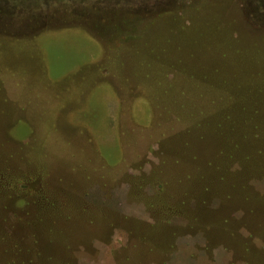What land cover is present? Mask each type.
<instances>
[{
    "label": "rangeland",
    "instance_id": "1",
    "mask_svg": "<svg viewBox=\"0 0 264 264\" xmlns=\"http://www.w3.org/2000/svg\"><path fill=\"white\" fill-rule=\"evenodd\" d=\"M164 94L262 112L264 0H0V264H264V126Z\"/></svg>",
    "mask_w": 264,
    "mask_h": 264
},
{
    "label": "trees",
    "instance_id": "2",
    "mask_svg": "<svg viewBox=\"0 0 264 264\" xmlns=\"http://www.w3.org/2000/svg\"><path fill=\"white\" fill-rule=\"evenodd\" d=\"M155 9L156 8H154L153 10H155ZM144 11H145L144 13H140L138 11L132 10L130 12L131 13L130 16H131V18H138L140 21L143 17L148 18L149 15L153 14L152 11L149 13H147L146 10H144ZM167 96H168V94L159 95V97H161V100L158 99L160 101L161 105H163V111L165 112V114L169 115L170 113L173 112L174 116H176V119H177L179 125H181V126H185L188 124L191 125V128L183 130V132H179L176 135H174L175 131H173V130H170L168 132L167 137L171 138V139H166L167 137H165L163 139V142H160V147L162 149V152L164 151L167 155H168V153L166 152V150L170 153V148L174 145L173 142H174L175 138H176V140H178L177 142L179 144L180 139H178V138L180 136L186 137V134L190 133V130L192 129V127L194 125L199 126L201 123L210 124L214 127L215 130H220L222 127L221 123L223 121L227 120L231 124V128L235 131V133L240 138H242L243 136H249V137L255 138L254 132L258 128H260L259 126H261V125L264 126V124H263L264 123V110H262V112H261V110H258V108L242 107V108L230 109V112H226L222 108H215L214 107L212 110H208L209 109L208 107H200L201 109L196 108V110H195V108H194L189 112V109H185V106L181 102L175 103V107H172L174 105V102H172L171 97L167 98ZM193 96L200 97L198 94H195ZM222 96L223 95L221 93L209 94L208 97L209 98L211 97V99L209 101L210 103L207 102V104H214L215 100L212 101V99L218 98L221 100ZM178 100L180 101V99H178ZM220 100H218V101H220ZM206 108H208V109H206ZM195 118L196 119L199 118L200 123H198V121H196V123L193 124V120ZM164 120H165V122H163V123H166V122L171 120V117L166 116L164 118ZM246 130H250V132L247 133ZM257 133H258V136H257V139H258V138H260V135H261L260 130H258ZM200 138H202V136H200ZM239 144H240V142H238V141L230 142L229 150L234 153V149H236ZM178 150L184 154L185 150L183 151L179 148H178ZM221 153H222V151H221ZM223 159H224V165H225V159L230 160V162L231 161L238 162L237 159L234 158L230 152L227 153L226 155H224ZM169 175H168V177H169ZM168 181L170 184V180H168ZM167 191L172 192L170 189H167ZM186 193H187V191H186ZM173 195L174 194H172V197H171L172 199L174 198ZM190 199H188V200H190ZM186 201H187L186 199H181L180 202H186ZM177 210L178 209H175V211H177Z\"/></svg>",
    "mask_w": 264,
    "mask_h": 264
}]
</instances>
